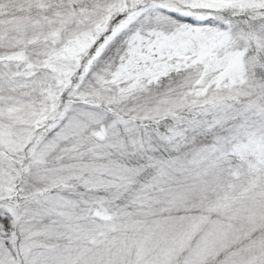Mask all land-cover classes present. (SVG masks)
I'll list each match as a JSON object with an SVG mask.
<instances>
[{"label": "snow or ice", "instance_id": "1", "mask_svg": "<svg viewBox=\"0 0 264 264\" xmlns=\"http://www.w3.org/2000/svg\"><path fill=\"white\" fill-rule=\"evenodd\" d=\"M0 264H264V0H0Z\"/></svg>", "mask_w": 264, "mask_h": 264}]
</instances>
